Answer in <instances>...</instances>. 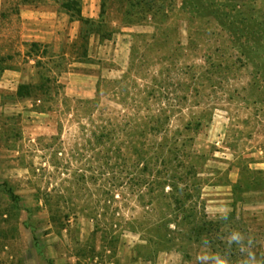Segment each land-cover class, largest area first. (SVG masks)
Instances as JSON below:
<instances>
[{
	"label": "rangeland",
	"instance_id": "374dc122",
	"mask_svg": "<svg viewBox=\"0 0 264 264\" xmlns=\"http://www.w3.org/2000/svg\"><path fill=\"white\" fill-rule=\"evenodd\" d=\"M103 3L96 65L0 115V264H264V0Z\"/></svg>",
	"mask_w": 264,
	"mask_h": 264
},
{
	"label": "crops",
	"instance_id": "0c3cea01",
	"mask_svg": "<svg viewBox=\"0 0 264 264\" xmlns=\"http://www.w3.org/2000/svg\"><path fill=\"white\" fill-rule=\"evenodd\" d=\"M91 1L86 6L84 0L79 8L84 19L96 21V0ZM9 2L0 0V115L11 114L4 115L10 120L21 119L17 114L22 112L47 115L57 102L55 87L60 80L96 65L91 47L97 39L90 36L79 51L81 23L62 3L12 0L11 9ZM20 87H29L30 94L19 96ZM25 102L32 104L31 109L21 108ZM14 111L18 113L12 115Z\"/></svg>",
	"mask_w": 264,
	"mask_h": 264
},
{
	"label": "trees",
	"instance_id": "16d2710c",
	"mask_svg": "<svg viewBox=\"0 0 264 264\" xmlns=\"http://www.w3.org/2000/svg\"><path fill=\"white\" fill-rule=\"evenodd\" d=\"M104 3L102 4V6H104L106 0H103ZM124 2V1H122ZM65 8H67L68 10H71L70 7L66 4L64 5ZM74 13H73V16L78 20L80 21L81 23V28H80V33H79V43H80V50H82L84 48V43L87 42L88 38H90V36H95L96 35V24L97 22L94 21V20H89V19H84L82 16H81V11H80V8L78 7L77 9L75 10H72ZM84 31H83V29ZM79 45V44H78ZM39 50V49H38ZM47 81L51 82L50 79H47ZM30 94V90H29V87H20V89L18 90V95L19 96H26V95H29Z\"/></svg>",
	"mask_w": 264,
	"mask_h": 264
}]
</instances>
